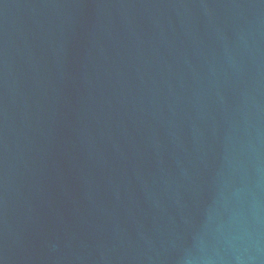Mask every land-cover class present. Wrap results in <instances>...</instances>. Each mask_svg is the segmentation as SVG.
Listing matches in <instances>:
<instances>
[{"label":"water","instance_id":"water-1","mask_svg":"<svg viewBox=\"0 0 264 264\" xmlns=\"http://www.w3.org/2000/svg\"><path fill=\"white\" fill-rule=\"evenodd\" d=\"M0 264H264V0H0Z\"/></svg>","mask_w":264,"mask_h":264}]
</instances>
